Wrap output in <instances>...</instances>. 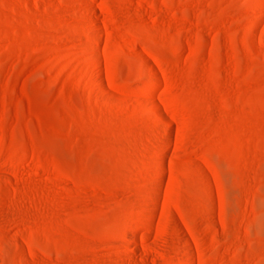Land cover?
I'll use <instances>...</instances> for the list:
<instances>
[{"label":"rangeland","instance_id":"1","mask_svg":"<svg viewBox=\"0 0 264 264\" xmlns=\"http://www.w3.org/2000/svg\"><path fill=\"white\" fill-rule=\"evenodd\" d=\"M0 264H264V0H0Z\"/></svg>","mask_w":264,"mask_h":264},{"label":"bare ground","instance_id":"2","mask_svg":"<svg viewBox=\"0 0 264 264\" xmlns=\"http://www.w3.org/2000/svg\"><path fill=\"white\" fill-rule=\"evenodd\" d=\"M254 16V15H253ZM256 16H257V14H256ZM258 19V18H257ZM168 133H170V132H168Z\"/></svg>","mask_w":264,"mask_h":264}]
</instances>
